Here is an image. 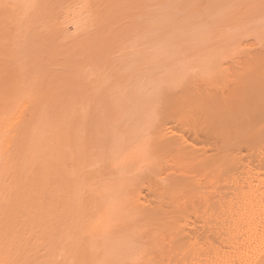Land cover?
<instances>
[{
    "label": "bare ground",
    "instance_id": "bare-ground-1",
    "mask_svg": "<svg viewBox=\"0 0 264 264\" xmlns=\"http://www.w3.org/2000/svg\"><path fill=\"white\" fill-rule=\"evenodd\" d=\"M71 1L66 0L64 3V0H55V2H45V0H0V264H264V39L259 40V38L254 37L247 40V42L242 41V44L246 43L245 46L249 45V48L251 46L252 49L245 51L243 48L244 52L237 56L233 52L232 56H227V51L224 54L221 48L209 49L211 50L210 53L208 48L204 47L208 50V52L205 51L206 54L209 53L208 55L205 56V53L200 55V57H204L197 59L196 64L191 62L192 66H189L191 64L185 66V63H183V65H179L180 67L174 65L172 67L174 60L179 63V58L175 59L172 51L174 50L180 54V50L181 53L188 50L186 53L191 54L197 48V45L199 47L201 41L199 40L197 45L195 43L192 45L186 39L188 41L185 44L187 42L191 44H189L190 47L185 49L187 45H183L184 40L181 39L182 41H180L179 39V45L182 44L184 48L181 45L178 52V48L173 49V45H175L173 43L175 42L166 39L168 43L170 41L172 44L169 43V47L166 48L167 41H165L166 44L162 43V45H164V49H167L164 52H168L170 46H173H171L172 50L170 49L171 59L166 53L167 56L164 60L162 54L165 56V53L162 52V54L160 53L162 57L160 60L163 66L166 65V71L171 70L168 71L169 73L165 72V69L159 70L163 72L161 74H168L164 75V79L158 73L159 71L156 73L159 78L147 74V78L150 76L152 78H149L152 81L150 83L151 87L148 88L147 85L149 84L145 85L144 83L150 81L148 79L145 81V77L142 78V73L139 74L142 77L138 78V75L134 74L136 73L133 69L135 67H132L128 60V67L131 66L134 72L131 68H129V71H132L135 77L128 70L126 71L124 65V68L122 67L120 59V63H117L118 60L113 56L119 50L116 48V51L111 50L114 55L112 52L106 51L113 58L111 55L107 57L103 51L105 58H97L95 51L98 49L91 52L90 46H93L92 43L90 41L86 42L83 37V35H86L85 31L88 27L89 29L90 27L95 28L96 22V28H103V25H106V23H103L106 19L104 16L116 12L115 7L118 0H100L101 3L100 1L97 2L98 0ZM56 2H63L64 4H56ZM68 3L70 5L74 3L73 7L68 5L69 7L67 6L68 8L66 7L65 11L64 6ZM62 6L64 9L61 10ZM105 6H107L106 9ZM41 7L43 11H41ZM38 9H41L40 12ZM63 10L66 15L62 12ZM100 10L104 12L101 13ZM57 12H61L63 15L61 13L57 14ZM253 15L256 16L254 13ZM62 16L63 19L60 20L59 18ZM54 17L57 20L56 24H51L54 21L52 18L55 19ZM92 20L94 21L92 22ZM49 21L50 25L47 23ZM88 21L91 23L89 24ZM238 22L240 23V21ZM58 23L60 27L56 26L59 25ZM45 24H48V27ZM98 24L101 25L98 26ZM243 24L245 25V23ZM42 25L45 30L49 26L51 29L49 28L45 32L42 27L41 30L39 29L43 32L40 35L38 28ZM250 26L254 25L251 24ZM255 26L257 25L255 24ZM34 27L37 29H34ZM239 27H243V25ZM248 28L246 29L248 30ZM255 28L257 27H254L253 30ZM59 29L64 32L67 30L69 36ZM33 30L35 33H33ZM239 30L241 31V29ZM69 31L71 36L78 31L80 37L75 38V36H72V38ZM258 32L260 33V31ZM45 33H50L48 36H52V38H49L47 34L44 36ZM63 34L65 35L64 39L62 38ZM74 35H77V33ZM42 37L46 38L41 40ZM66 37L71 38L69 40ZM242 37L236 38L242 40ZM110 39H105L104 42L107 43L103 42V46L108 44ZM49 40H52V43ZM59 40L62 41L61 44H65L63 42L70 43L73 46L72 49L74 47L83 49L84 46L83 50L75 51L80 56L88 54L86 56L88 62L84 66L89 69H87L88 71L85 69L86 71L83 70L82 74L78 70L79 68H76L77 70L75 67L70 68L68 55L73 53L72 56L75 55V57L72 58L79 60L78 62L81 58L78 54L76 56L75 52H71L70 48V54L67 53L66 58L63 54L65 60L63 57L61 58L64 63L61 59L62 62L59 64L60 60L54 61L59 66L63 64L62 69L65 67L64 64H69H66L67 70L75 69L78 72L75 70L73 72L78 75L75 76L72 71L68 70V77L64 72L65 70H63L64 74H59L57 77L55 73L58 74L60 71L59 69L57 71L58 66L55 67L57 72H54V74V68L53 71L51 70L52 72L49 70L46 58L50 53L49 49L54 46L56 48V43H60ZM23 41L26 43L24 42V44ZM41 41H44L45 44L43 43L39 48L36 45H40ZM141 41L142 39L139 42ZM143 41L142 47L143 44L148 42L151 46L154 41L157 43L156 38L153 40L147 38V41L145 39ZM95 42V45L98 44ZM159 43L161 44V41H158ZM20 44H27V46H20ZM34 45L37 48L35 50ZM140 45L141 43H138L137 48ZM150 45H148L149 48ZM179 45L178 47H180ZM21 47L25 48L21 50ZM190 48L193 49L192 52ZM85 49L87 52L84 51ZM101 49L106 50V47ZM162 49L163 47L159 50L163 51ZM122 50L121 53L127 54ZM28 52L31 55L34 53V56L32 55L34 59ZM45 52H48V54ZM146 52L154 53L153 51ZM143 53L139 56L141 58L145 56L149 60L144 58L143 66H140V68L152 69L155 65H157L154 68L155 71L161 68L160 60L155 62L156 59L148 58L153 57L154 54L150 56L149 53L147 57ZM120 56L122 55L120 54ZM139 56L137 58H140ZM26 57H28L27 62L30 65L26 62ZM41 58L42 60H40ZM43 58H45V61H43ZM92 59L95 60L96 65L99 63L98 67L92 63ZM168 59L169 61H167ZM103 60L104 62H102ZM122 60L125 61L124 58ZM144 60L146 63H144ZM150 60L151 62L148 64ZM54 61L52 65L56 64ZM84 61L86 62V60ZM84 61L83 63H85ZM41 62L46 64L42 65ZM169 64L171 67L168 66V68L167 65ZM40 65L45 69H40ZM88 65H90V68ZM91 66L95 70L92 71L93 74L96 72L95 75H92L90 71ZM35 67L37 69L39 67V69L36 70ZM102 67H104L107 77L113 75L110 76L109 81L108 78H104L105 73L104 76H99L98 68L102 71ZM116 67L118 68L115 69ZM136 67L139 70L138 65ZM31 68L34 71L36 70L38 74L41 71L40 74L36 76L37 73L34 74ZM119 68L125 69H122L124 72H120ZM108 69L110 72L107 73ZM179 71L183 73L179 75ZM97 72L99 73L98 76ZM118 72L120 73L118 74ZM41 73L44 76L48 74L47 80L51 82L50 86L52 88L48 85L49 82L46 77L44 79ZM144 73L146 74V72ZM122 74L125 77H119ZM172 74H178L179 76L177 75L178 77L176 76L173 79ZM49 75H51V78ZM34 76H36L35 80ZM59 76L62 77L59 78ZM127 76L129 83L126 84L124 79H127ZM37 77L39 78L37 79ZM130 77L133 78L132 81ZM136 77L137 79H135ZM170 77L173 80L168 81V79H171ZM87 78L90 80H88L89 83L86 81ZM121 78H123L122 81ZM161 78L163 82L160 83ZM104 80H107V82H103ZM117 80L127 85L126 87L123 84L120 86L125 87V89H122L123 92H121L120 87L114 88L118 85H115V83L120 85ZM138 80L141 84L143 83L144 87L134 86L133 83H130V81L135 82ZM158 80L160 81L158 82ZM35 82L41 85L39 86ZM65 82L67 85H64ZM95 82L98 83L96 84L97 88L94 87ZM100 82L108 84L102 87ZM110 82L113 86L112 89H110L112 87ZM45 84L46 87H43ZM92 87H94V90ZM101 87L102 91L99 90L100 93L97 89ZM130 87L135 90L133 93L136 92L137 94L134 93V95H145V99L148 97L147 102L142 99L144 105L140 101L142 107L135 105L131 108L128 106L130 100L136 99V96H132L133 93ZM46 88L49 89H47L48 92ZM116 88L118 95L115 94L114 89ZM143 88L145 91L142 90ZM118 89L122 95L118 92ZM128 89L131 92L128 93ZM70 91L75 93L71 94ZM42 92L45 94L47 92V94L43 95ZM64 92H66V96L69 94L68 96L71 97H66ZM76 92H80L83 99ZM98 92L102 94H99L100 97L97 96ZM49 93L50 98L52 97L51 100H48ZM125 93H128L132 98L129 97L127 100L123 98L128 96H123ZM107 94L112 97L115 95V97H119L120 95V99L122 97L125 101L126 108L129 107V112L119 103V99L110 101L107 98L104 101ZM95 95L98 99H95L96 102L93 103ZM72 96L75 98H72ZM101 96L105 97L101 98ZM58 99L59 102H57ZM66 100L69 105L71 100L73 105L65 106V109L62 106L66 105ZM117 100L118 102H116ZM112 103L115 107L121 105L120 110L122 108V111L125 110V112L117 111V107H113ZM111 106L116 112L111 109L115 114L108 113L111 114L110 119V116L107 113L105 115L102 109ZM137 107L139 108L138 113H136L137 111L134 112ZM91 108L94 110L90 115ZM98 111L102 113H98ZM58 112L62 113V116ZM118 112L120 115L117 114ZM140 112L146 118H150L147 126L145 123L147 119L145 120V118L139 116ZM100 114L101 116L104 114L105 118L104 116L101 117ZM136 114H138V117L135 116ZM121 115L125 116V124L129 123L128 128L119 117ZM81 116H84V119L82 125L79 126L76 122H81ZM89 116H94L92 118L94 119L93 122L98 119L96 126L102 125V123H99L100 120L107 121L106 124L113 120L114 122H109L110 125L113 124L112 128H108L111 132L108 129L105 131H108V134L113 132L110 134L111 136H123L120 137L124 141L126 140V146L130 148L126 150L127 147L125 146V151L120 150L122 148V146L119 148L122 144L120 142L123 140L119 137L120 142H117V144L120 145H117V151L114 150L116 144L109 142L112 137L100 134L103 132L101 129L100 133L99 129L93 130L94 125L90 131L93 134L90 132L89 134L90 121L85 122L86 118H90ZM106 116L109 117V121L105 120L108 118ZM126 117L129 120L131 119V122L126 120ZM140 117L143 119L142 121ZM118 118L121 122L117 123H122L121 127L125 125L124 128L129 129H126L127 133L131 131V134H127L128 137L123 132L119 133L118 129L114 131L119 127V124L115 123ZM132 118L134 121L135 119H137L136 121L140 119V121L133 124ZM138 123L139 126L141 125L140 127ZM86 125L89 127L87 128ZM81 126L83 130L77 128H82ZM107 126L109 125L107 124ZM137 126L142 128L139 132L134 130L137 129ZM75 128L79 129L80 132ZM130 128L136 133L133 134ZM102 135L106 138L107 143H112V146L106 143L104 137H100ZM79 136H84V138L81 139ZM96 136L102 138V141ZM107 136H110V138ZM133 136L136 138L133 139ZM115 139L118 140L116 137ZM78 140L81 142H78ZM127 141L129 144H127ZM104 142L110 146V149L107 148V145L106 148L104 147ZM98 145H102L101 148ZM99 149L102 150V153H99ZM118 149L119 155L123 152L122 158H119L121 156L118 155ZM128 158L130 161L133 158L136 160L132 161L131 164L129 161L125 163L126 159L129 160ZM127 163L129 165L126 167ZM124 167L126 168L124 169ZM120 168H122V171L119 170Z\"/></svg>",
    "mask_w": 264,
    "mask_h": 264
},
{
    "label": "rangeland",
    "instance_id": "rangeland-1",
    "mask_svg": "<svg viewBox=\"0 0 264 264\" xmlns=\"http://www.w3.org/2000/svg\"><path fill=\"white\" fill-rule=\"evenodd\" d=\"M41 1V0H40ZM50 2V1H54L55 2V0H45V2ZM56 1H60V0H56ZM61 1H63V0H61ZM65 1L66 0H64V3H65ZM71 1V0H70ZM76 1V0H75ZM95 1H97V0H95ZM100 0H98L97 2H99ZM106 1V0H105ZM116 1V0H115ZM53 2V3H54ZM72 2V1H71ZM74 2V1H73ZM110 2V1H109ZM113 2V1H112ZM111 2V3H112ZM41 3V2H40ZM52 3V2H51ZM59 3H63V2H59ZM59 3H57L56 2V4H59ZM63 3V4H64ZM100 3H101V1H100ZM116 3V2H115ZM115 3H113V4H115ZM42 4V3H41ZM55 4V3H54ZM62 4V5H63ZM73 4L74 3H72L71 5H72V7H73ZM95 4H96V2H95ZM99 4V3H98ZM104 4V3H103ZM107 4V3H106ZM43 5V4H42ZM46 5V4H45ZM51 5H53V4H51ZM71 6L70 5V3H68L66 6H64V8H65V11H66V7L67 6ZM40 6V5H39ZM49 6H50V4H49ZM54 6H56V5H54ZM68 6V7H69ZM96 6V5H95ZM100 6V5H99ZM98 6V7H99ZM109 6H110V4H109ZM67 7V8H68ZM103 7V6H102ZM52 8V7H51ZM63 8V6L60 8L61 10L62 9H64ZM107 8V6H105V9ZM112 8H114V7H112ZM116 12H114V14H112V13H109L108 15H106V16H104L106 19H105V21L103 22V23H106V25H103L104 27L103 28H96V24H97V22L95 23V28L94 29H92L91 27H90V29H89V27H88V29H86L87 31H85V36L83 35L84 33H83V29L85 30V28H83L82 29V33L83 34H81V35H83V37H84V39H86V42H91L92 43V45L93 46H90V45H88V43H87V45L88 46H90V49L92 50H89V51H91V52H93V51H95L96 49H98L99 50V48H100V50L98 51V50H96L95 52H96V56H97V58H100L101 57V59L102 58H105V55L108 57V55L110 56L111 54H108L107 52H112L113 50H115V48L117 49V50H119L120 51V54L122 55V56H120V54H119V51L117 52L116 50V52H115V54L116 55H114L113 54V52H112V54L114 55L113 57L115 58L116 57V59L118 60L117 61V63L119 62V59H120V61L122 62V67H123V65H124V67H125V69H126V71L128 70L129 71V68H131V66L130 67H128V65H129V63H130V65H132V67H135V68H133V69H135V71H136V73H134V74H136V76L138 75V78L141 76H139V74H143L141 77L142 78H144L145 77V81L148 79L149 80V78H151V76L153 75L154 77H156V78H159V76H158V74H156L159 70L160 71H162V70H164L165 69V72H167V73H169L170 72V70L171 69H167L168 71H166V65H164L163 66V63L161 62V60H160V58H162L163 57V59L165 60V57L167 56V54H168V57H170L172 54H171V51H170V49L172 50V48H171V46H170V48H169V53L168 52H164V50H167V49H164L165 47L166 48H168L169 47V43L170 44H172L170 41H169V43H168V41L166 40V39H170L172 42H175V43H173V44H175V45H173L174 47H176V48H174L173 46V49H177L178 48V52H179V48H181V45L182 44H180L179 45V43H178V41H179V39H180V41H182V40H184V42H183V45H187V46H185L186 48L185 49H187L188 47H190V45L189 44H191L192 43V45L195 43L196 45L198 44V41L200 40L201 42H199V47H198V45L196 46L197 48L196 49H194V51H193V53H191L192 52V48H190L191 49V54H188V53H186V52H188V50H186V52L185 51H183L182 53H181V50H180V54L179 53H177L176 51H172V53L176 56H173L175 59H177V58H179V63H176L175 62V60H174V62L172 63V67H173V65L174 66H179L180 64H182L183 65V63H185L184 65L186 66L187 64H191V65H189V66H192V63L191 62H193L194 64H196L197 63V59L199 60V58H201V57H204V56H201L200 57V55H203L204 53H205V51L206 52H208V50L209 49H219V48H221V49H223V53L224 52H226L227 51V53L228 54H226V53H224V54H226L227 56L229 55V56H232V54L233 53H236V56L237 55H241L244 51V49H245V51H248V49L249 50H251L252 48H251V46H250V48H249V45L248 46H245L246 45V43L245 44H242L243 42H247V40H249V39H251V38H254V37H256V39H258L259 38V40L262 38V39H264L263 37H264V0H118V3H117V5H116ZM41 9H42V7H41ZM40 9V10H41ZM46 9V8H45ZM97 9V8H96ZM39 10V9H38ZM40 10H39V12H40ZM58 10V9H57ZM56 10V11H57ZM99 10V9H98ZM104 10V9H103ZM41 11H43V9L41 10ZM45 11V10H44ZM47 11H49L48 9H47ZM52 11V10H51ZM53 11H55V10H53ZM63 13H64V10L62 11ZM100 12H101V10H100ZM104 11H102L101 13H103ZM263 12V13H262ZM61 13V12H60ZM59 12H57V14H60ZM63 13H61L62 15H63ZM244 13V14H243ZM253 13L254 14H256V16L254 17V15H253ZM262 13V14H261ZM37 14V13H36ZM38 14H41V13H38ZM57 14H56V16H57ZM106 14V13H105ZM52 15V13L50 14V16ZM64 15H66L65 13H64ZM102 15V14H101ZM240 15H241V17H240ZM253 15V16H252ZM263 15V16H262ZM42 16V15H41ZM55 16V15H54ZM58 16H61V15H58ZM103 16V15H102ZM238 16V17H237ZM249 16H251V17H249ZM44 17V16H43ZM43 17H41V18H43ZM55 18V17H54ZM61 18L63 19V16L62 17H60L59 19L61 20ZM51 19V18H50ZM57 19H58V17H57ZM91 19H93V18H91ZM91 19H89L90 21H91ZM102 19H103V17H102ZM260 19V20H259ZM52 20H54V21H52L51 22V24L52 23H55L56 24V18L55 19H53L52 18ZM51 21V20H50ZM50 21L49 22H47V23H49V25H50ZM94 20H92V22H93ZM235 21V23H233ZM238 21H240V23L238 22ZM263 21V22H262ZM100 22H102V21H100ZM249 22V23H248ZM251 22V23H250ZM258 22V23H257ZM88 23H89V21H88ZM91 23V22H90ZM89 23V24H90ZM99 23V22H98ZM231 23H232V25H231ZM237 23V24H236ZM243 23H245V25H246V27H244L245 25L243 24ZM254 23V24H253ZM59 24V23H58ZM88 24V25H89ZM94 24V23H93ZM239 24V25H238ZM243 25V27H239V26H242ZM249 24V25H248ZM254 25V26H250V25ZM255 24L257 25V26H255ZM46 25V24H45ZM48 25V24H47ZM46 25V26H47ZM99 25H101V24H98V26ZM230 25V26H229ZM259 25L261 26L260 28H259ZM55 26V25H54ZM53 26V27H54ZM57 27L59 26L60 27V24L59 25H56ZM55 26V27H56ZM91 26H92V24H91ZM97 26V27H98ZM224 26V27H223ZM36 27V26H35ZM34 27V29H37V28H35ZM39 27V26H38ZM42 27H43V25L42 26H40V28H38V30L40 29H42ZM48 27V26H47ZM93 27V26H92ZM214 27H216V28H214ZM234 27V28H233ZM248 27H250V28H248ZM251 27H257V28H255L254 30H253V28H251ZM49 28H50V26H49ZM48 28V29H49ZM214 28V29H213ZM236 28H237V31H236ZM246 28H248V30L246 29ZM263 28V29H262ZM32 29V28H31ZM48 29H46V30H48ZM51 29V28H50ZM62 29H65V28H62ZM62 29L60 30V31H62ZM239 29H241V31L239 30ZM260 29V30H259ZM39 30V31H40ZM43 31L45 30L44 29V27H43V29H42ZM46 30H45V32H46ZM58 30V31H59ZM225 30V31H224ZM229 30V31H228ZM243 30V31H242ZM245 30H247V31H245ZM57 31V32H58ZM67 30H65V32H66ZM73 31V30H72ZM78 31H80V30H78ZM78 31H76V33H77V35H74V34H76V33H72L73 35L72 36H75V38L79 35V33H78ZM212 31V32H211ZM228 31V32H227ZM231 31H233V32H231ZM235 31H236V34H235ZM249 31V32H248ZM258 31H260V33L258 32ZM41 32L42 31H40V35H41ZM64 31H62V33H63ZM64 32V34L66 35L67 34V32L65 33ZM74 32V31H73ZM81 32V31H80ZM240 34H239V33ZM244 32H247V33H244ZM254 32H255V34H254ZM257 32V33H256ZM262 32V33H261ZM33 33H35L34 32V30H33ZM38 33V32H37ZM43 33V32H42ZM59 33V32H58ZM232 33V34H231ZM31 34H32V30H31ZM46 34L47 33H45L44 34V36H46ZM49 35H50V33H48ZM48 34H47V36H48ZM53 34V33H52ZM51 34V35H52ZM60 34H61V32H60ZM62 35V38L64 37L65 38V35ZM69 34H70V31H69ZM245 36H244V35ZM259 34V35H258ZM262 34H263V37H262ZM36 35V34H35ZM39 35V34H38ZM43 35V34H42ZM55 35V34H54ZM53 35V36H54ZM56 35H57V33H56ZM68 35V34H67ZM243 37H242V36ZM248 35V36H247ZM33 37H34V34L32 35ZM58 36V35H57ZM61 36V35H60ZM59 36V37H60ZM69 36V35H68ZM70 36H71V34H70ZM71 36V37H72ZM165 36V37H164ZM176 36V37H175ZM177 36H179V37H177ZM206 36H207V38H206ZM250 36V37H249ZM259 36H261V37H259ZM37 37V36H36ZM39 37V36H38ZM49 37V36H48ZM47 37V38H48ZM71 37H69V38H71ZM78 37H80V36H78ZM111 39H110V38ZM148 39H150V40H153V39H155L156 38V42L157 43H155V41L153 42L154 44V47H153V45L151 46L150 44H149V42L148 43H146V44H148V45H150L152 48H154V49H152L151 47L149 48V46L148 45H146V44H143V47H142V43L144 42L143 41V39H145V41H147V38ZM160 37V38H159ZM213 37V38H212ZM236 37H239V38H241L242 37V40H238V38H236ZM245 37V38H244ZM249 37V38H248ZM31 38V37H30ZM39 38H41V37H39ZM43 38L45 39L46 37H42V39L41 40H43ZM49 38H52V36H50ZM63 38V39H64ZM68 37H66V39H69ZM73 38V37H72ZM203 38H204V40H203ZM217 38V39H216ZM244 38V39H243ZM247 38V39H246ZM36 39H38V38H36ZM54 39V38H53ZM65 39V41H67ZM79 39V38H78ZM105 39H110V40H108V41H110V42H108V44H104V46H103V42L104 41H106ZM142 39V41L141 42H139L140 40ZM158 39V40H157ZM160 39V40H159ZM174 39H175V41H174ZM182 39V40H181ZM186 39H188V40H186ZM47 40V39H46ZM56 40V39H55ZM70 40V39H69ZM68 40V41H69ZM77 40V39H76ZM80 40V39H79ZM79 40H78V42H79ZM97 40V42H95V41ZM164 40V41H163ZM194 40H197V41H194ZM211 40V41H210ZM224 40H225V42H224ZM236 40V41H235ZM29 41V40H28ZM50 41V40H49ZM52 41V40H51ZM50 41V42H51ZM60 41V40H59ZM64 41V40H63ZM73 41H74V39H73ZM102 41V43H100ZM149 41V40H148ZM158 41L160 42L161 41V44L159 43L158 44ZM165 41H167L166 43H167V46L165 45L166 43H165ZM186 41H188V42H191V43H186L185 44V42ZM203 41V42H202ZM206 41V42H205ZM220 41V42H219ZM224 42L223 44H221L222 42ZM227 41V42H226ZM243 41V42H242ZM25 41H23V43H24ZM31 43H32V41H30ZM39 42H40V40H39ZM61 42L62 41H60V43L58 44V43H56L55 45H56V48H55V46L54 47H52V48H50L49 49V51H50V53L48 54V52H45V53H47L48 54V56H47V58H46V62H48L47 63V65H49V70L51 71H53L54 69H55V67H57L58 66V68H57V71H58V69L60 70L59 72H58V74L57 73H55L56 75H57V77H58V75L59 74H64V72H66L65 74L69 77V71H72V73H74L73 72V70H75L76 68H79L78 70H80V72L82 73V71L83 70H87L88 68L87 67H84L85 65H87V62H88V60L86 59V56L88 55H79L78 54V52H76L75 50H78V51H81L80 49H82V48H80V49H77V47H74V49H72L73 48V46H71L70 45V43H67L66 44V42H63V43H65V44H61ZM70 42V41H69ZM74 42H76V41H74ZM77 42V43H78ZM94 42L95 43H98V44H94ZM151 42V41H150ZM211 42H213V43H211ZM219 42V43H218ZM231 42H232V44H231ZM241 42V43H240ZM26 43V42H25ZM24 43V44H25ZM30 43V44H31ZM34 43H36V42H34ZM44 43V41L42 42L41 41V43H40V45H36V46H41L42 44ZM49 43V42H48ZM52 43V42H51ZM80 43H82V42H80ZM90 43V44H91ZM104 43H107V42H104ZM140 44L141 43V45L138 47L139 48V50H138V48H137V44ZM162 43L165 45V47H164V45H162ZM180 43H182V42H180ZM209 43V44H208ZM214 43H216V44H214ZM239 43V44H238ZM22 45V44H20V46L22 45V46H27V44H28V42H27V44L26 45ZM39 44V43H38ZM45 44V43H44ZM72 44H74V43H72ZM110 44V46H108L107 47V45H109ZM152 44V43H151ZM155 44H157V45H159V46H157V48H156V46H155ZM177 44V45H176ZM206 44V45H205ZM207 44H208V46H207ZM221 44V45H220ZM29 45V44H28ZM31 45H33V43L31 44ZM31 45H29V46H31ZM54 45V44H53ZM78 45V44H77ZM76 45V46H77ZM82 46H83V44H81ZM86 45V46H87ZM100 45H101V47H100ZM145 45V46H144ZM160 45H162L161 47H160ZM178 45L180 46V47H178ZM182 45V46H183ZM213 45V46H212ZM220 45V46H219ZM232 45V46H231ZM35 46V45H34ZM34 46H33V48H34ZM36 46H35V48H34V50L35 49H37L36 48ZM44 46V45H43ZM50 46V45H49ZM75 46V45H74ZM80 46V45H79ZM87 46V47H88ZM97 46H99V48H97ZM148 46V47H147ZM195 46H193V48H195ZM225 46V47H224ZM244 46V47H243ZM46 48L48 47L47 45L45 46ZM72 47V48H71ZM105 48L106 47V50H102L101 48ZM114 47V48H113ZM160 47V48H159ZM163 47V51H160L159 49H161ZM204 47H206V48H208V50H206ZM211 47V48H210ZM224 47V48H223ZM247 49H246V48ZM23 48H25V47H23ZM22 47H21V50L23 49ZM29 48V47H28ZM27 48V49H28ZM40 48V47H39ZM69 48H70V50H71V52H75L76 53V56H77V54H78V56H80L81 58H79L80 59V62H78L79 60H76V59H73L72 57L74 56L75 57V55H73L72 56V54L71 55H68L67 53H69L70 52V50H69ZM113 48V49H112ZM121 48V49H120ZM149 48V49H148ZM183 48H184V46H183ZM182 48V49H183ZM244 48V49H243ZM29 49H31V48H29ZM28 49V50H29ZM43 49V48H42ZM83 49H84V46H83ZM82 49V50H83ZM123 49V50H122ZM200 51H199V50ZM202 49V50H201ZM213 49V50H214ZM225 49V50H224ZM26 50V49H25ZM32 50V49H31ZM30 50V51H31ZM48 50V49H47ZM55 52H57V53H55ZM88 50V49H87ZM108 50V51H107ZM112 50V51H111ZM121 50L122 51H124V52H127V54L126 53H121ZM153 51L154 53V56H153V54L152 53H147L146 51ZM158 50V51H157ZM184 50V49H183ZM198 50V51H197ZM211 50H209V52L211 51ZM235 50V51H234ZM19 51H20V49H19ZM24 51V50H23ZM22 51V52H23ZM29 51V52H30ZM84 51H86V49L84 50ZM102 51H103V53L105 54H103L102 53ZM105 51V52H104ZM107 51V52H106ZM141 52V51H143L146 55H147V57L150 55L151 56V54H152V56L153 57H148V58H151L152 60H154V59H156V60H154L155 62L157 61V60H160V63H161V68H157L158 70L157 71H155L154 70V68L157 66V65H155L154 66V68H152V67H150V68H152V69H144L143 67L142 68H140V66H143V59L144 58H146L145 56H142V57H144V58H141L140 56V54H142L143 52H141V53H139V52ZM157 51V52H156ZM196 51V53H194ZM204 51V52H203ZM222 51V50H221ZM231 51V52H230ZM26 52V51H25ZM24 52V53H25ZM28 52V53H29ZM34 52V51H33ZM38 52H39V50H38ZM87 52V51H86ZM133 52V53H132ZM156 52V53H155ZM159 52V53H158ZM162 52L163 53H165V56H163L164 54H162ZM198 52H199V54H198ZM203 52V53H202ZM233 52V53H232ZM44 53V52H43ZM80 54H83V53H81V52H79ZM107 53V54H106ZM137 54V56H136V54ZM143 53V55H145ZM162 54V57H161V54ZM167 53V54H166ZM186 53V54H185ZM211 53V52H210ZM231 53V54H230ZM26 54H27V52H26ZM30 54V53H29ZM38 54V53H37ZM63 54H64V56H65V58H66V55H68L69 57L67 58L68 59V61H70L69 62V64H67V65H69L70 66V68L72 69V67H75V69H73V70H70V69H68L67 70V65L66 64H64V66L65 67H63L64 69H62V66H63V64H62V66H59V65H57V63L54 61V60H60L62 57H63V59H64V56H63ZM70 54V53H69ZM91 54V53H90ZM131 54H133L132 56H131ZM135 54V55H134ZM149 54V55H148ZM156 54H158V55H156ZM171 54V55H170ZM194 54H195V56H194ZM196 54H197V56H196ZM209 54V53H208ZM208 54H204L205 56L206 55H208ZM31 55V54H30ZM33 56H34V53L32 54ZM32 55H31V57H32ZM42 55V54H41ZM44 55V54H43ZM140 55V56H139ZM183 55H184V57H183ZM46 56V55H45ZM90 56V55H89ZM117 56H118V58H117ZM140 57L141 58V60H139L140 58H137V57ZM234 56V55H233ZM37 57H38V55H37ZM37 57H35L36 59H37ZM41 57V56H40ZM39 57V58H40ZM111 57H112V55H111ZM112 57V58H113ZM235 57V56H234ZM27 58L28 57H26V62H27ZM33 59H34V57H32ZM45 58H43L44 60L43 61H45ZM77 58V57H76ZM84 58V59H83ZM89 58H91V57H89ZM94 58V57H93ZM125 59V61H123L122 59ZM208 58H209V56H208ZM147 59V58H146ZM162 59V61H164ZM170 59H171V57H170ZM182 59V60H181ZM30 60V59H29ZM40 60H42V58L40 59ZM39 60V61H40ZM62 60V59H61ZM59 61L58 62V64L59 63H61L62 61ZM65 60V59H64ZM84 60H86V62L84 61ZM100 60V59H99ZM106 60L108 61V59L106 58ZM110 60H112V59H110ZM129 61V63H128V61ZM147 60H149V59H147ZM31 61V60H30ZM29 61V62H30ZM53 61L56 63H54L55 65H52V63H53ZM83 61L85 62V63H83ZM92 61V63L93 64H95V60L93 61V59L91 60ZM153 61V62H154ZM167 61H169V59L167 60ZM182 61V62H181ZM32 62V61H31ZM30 62V63H31ZM35 62V61H34ZM97 62H98V60H97ZM102 62H104V60L102 61ZM106 62V61H105ZM151 62V60L148 62V64ZM152 62V63H153ZM171 62V61H170ZM181 62V63H180ZM28 63V62H27ZM33 63V62H32ZM62 63H64V61L62 62ZM109 63V62H108ZM116 63V64H117ZM120 63V62H119ZM133 63V64H132ZM144 63H146L145 62V60H144ZM159 63V62H158ZM157 63V64H158ZM41 64H42V62H41ZM43 64H46V63H43ZM42 64V65H43ZM88 64H90V63H88ZM99 64V63H98ZM98 64L96 65L97 67H98ZM113 64H115V63H113ZM165 64V63H164ZM166 64H167V62H166ZM171 64V63H170ZM170 64L169 65H167V67L168 66H170ZM193 64V65H194ZM28 65H30L29 63H28ZM42 65H40L39 67H40V69L42 68V69H45V68H43V66ZM92 65V64H91ZM102 65V64H101ZM100 65V66H101ZM105 65V64H104ZM106 65H107V63H106ZM110 65H111V62H110ZM119 65V64H118ZM136 65H138V67H139V70H138V68L136 67ZM42 66V67H41ZM68 66V67H69ZM90 65H88V67H89ZM113 66V65H112ZM148 66V65H147ZM146 66V67H147ZM162 66H163V68H162ZM32 68H33V66H31ZM39 67H38V69H39ZM84 67V68H83ZM107 67V66H106ZM106 67H105V71H106ZM123 67V68H124ZM149 67V66H148ZM165 67V68H164ZM171 67V66H170ZM180 67V66H179ZM31 68V70H33ZM36 68V67H35ZM47 68V67H46ZM52 68V69H51ZM54 68V69H53ZM90 68V67H89ZM91 68H92V66H91ZM109 68V67H108ZM118 67H116L115 69H117ZM122 68V69H123ZM169 68V67H168ZM37 68H36V70H38ZM97 69V68H96ZM102 71H100L101 69H99L98 68V72H100V75H99V73L97 74V76L99 75V76H101V75H103L105 72H104V67H102ZM110 69V68H109ZM109 69H108V71H107V73L108 72H110L109 71ZM120 69V68H119ZM119 69H118V71H119ZM120 69V72L121 71H123V70H125V69ZM132 69V68H131ZM132 69V71L134 72V70ZM176 69H178L177 67H176ZM175 68H174V70H176ZM34 71L33 70V73L34 74H36L37 73V71ZM63 70H65L64 72H63ZM77 70V69H76ZM75 70V71H76ZM85 70V71H86ZM89 70V69H88ZM87 70V71H88ZM111 70H112V68H111ZM173 69H172V71H174ZM51 71V72H52ZM56 71V69H55V71H53V74H54V72H57ZM91 72L92 71H95L94 70V68H92L91 70H90ZM89 71V72H90ZM97 71V70H96ZM114 71V70H113ZM132 71H129V72H131L132 73ZM155 71V72H154ZM158 72V73H160V76L163 78L164 77V75L166 74L165 72V74H161V73H163V72ZM177 71V70H176ZM36 72V73H35ZM39 72V71H38ZM41 72V71H40ZM40 72H39V74H40ZM42 72H43V70H42ZM45 72H46V70H45ZM68 72V73H67ZM76 72H78V71H76ZM79 72V73H80ZM103 72V73H102ZM116 72H117V70H116ZM120 72H118V74L120 73ZM124 72V71H123ZM144 72H146V74L144 73ZM151 72H153V74H151ZM180 72V71H179ZM178 72V74L179 75H181L183 72H180L179 73ZM30 73V72H29ZM44 73V72H43ZM47 73V72H46ZM86 73V72H85ZM95 73L96 72H94V74H93V72H92V75H95ZM115 73V72H114ZM114 73H110V74H114ZM175 73H177V72H175ZM175 73H173V74H175ZM31 74H32V72H31ZM38 73L36 74V76L37 75H39ZM42 74V73H41ZM51 74V73H50ZM83 74V73H82ZM117 74V73H116ZM125 74H126V72H125ZM128 74H130V73H128ZM133 74V73H132ZM134 74H133V76H134ZM147 74H150L149 76V78H147L148 76H147ZM156 74V75H155ZM171 74V73H170ZM172 74V76H174L173 77V79L174 78H176V76L178 75V74H176V75H173ZM33 75V74H32ZM43 76H44V74H42ZM48 75V74H47ZM47 75L46 76H44V79H45V77H46V80H47ZM73 75H75V76H77L78 74H73ZM88 75V74H87ZM90 75V74H89ZM105 75H106V73H105ZM166 75H168V74H166ZM178 75V76H179ZM36 76H34V80L36 79L35 77ZM53 76V75H52ZM71 76V75H70ZM74 76V77H75ZM81 76V75H80ZM104 76V75H103ZM108 75H106V76H104V78L106 77V78H108L107 80L109 81V79H111V77L113 76H109V77H107ZM133 76H131V77H133ZM170 76V75H169ZM177 76V77H178ZM49 77L51 78V75H49ZM56 77V76H55ZM60 77H62V76H59V78ZM64 78H65V76H63ZM73 77V76H72ZM71 77V78H72ZM87 77V76H86ZM90 77H91V75H90ZM93 77V76H92ZM96 77V76H95ZM119 77H125V75H123L122 74V76H119ZM130 77V78H131ZM135 77V76H134ZM39 77H37V79H38ZM43 78V77H42ZM50 78H49V80H50ZM99 78V77H98ZM102 78V77H101ZM100 78V79H101ZM161 78V79H162ZM171 79H168V81H170V80H173L172 79V77H170ZM62 79V78H61ZM67 79V78H66ZM79 79V78H78ZM94 79V78H93ZM96 79H97V77H96ZM122 79L123 78H121V81H122ZM132 79L133 78H131V81H132ZM135 79H137V77L135 78ZM141 79V78H140ZM152 79V78H151ZM160 79V80H161ZM164 79V78H163ZM163 79H162V81H160V80H158V82L160 81V83L161 82H163ZM55 80H56V78H55ZM60 80V79H59ZM71 80V79H70ZM69 80V81H70ZM76 80V79H75ZM89 79L87 78V80L86 81H88ZM101 80H103V79H101ZM107 80L105 81H103V82H107ZM113 80H114V78H113ZM112 80V81H113ZM116 80V79H115ZM124 80H126V84L127 83H129L128 81H129V79H128V76H127V79H124ZM128 80V81H127ZM153 80H155V79H153ZM39 81H40V79H39ZM41 81H44V80H41ZM48 81V80H47ZM61 81V80H60ZM59 81V82H60ZM72 81V80H71ZM77 81V80H76ZM83 81V80H82ZM90 81V80H89ZM89 81L87 82V83H89ZM100 81V80H99ZM99 81H97L98 83H99ZM121 81H119V80H117V82H120V85H119V83H115V85L116 84H118V85H116V86H114V88L115 87H120V86H122V84H123V86H127L126 84H124V82L122 83ZM130 81V83H133V85L134 86H138V87H144V85H142L141 84V82H139L140 80H138V81H135V82H131ZM141 81H142V79H141ZM150 81V80H149ZM152 81V80H151ZM151 81L150 82H145L144 84L145 85H147V84H149V85H147V86H149L148 88H150L151 86H150V83H151ZM38 82V81H37ZM37 82H35V83H37ZM49 82V86H50V81H48ZM97 82H95V86L93 85V84H91V85H93L94 87H96V84H98ZM154 82V81H153ZM43 83V82H42ZM57 83V82H56ZM75 83H77V82H75ZM75 83H73L74 85H75ZM85 83V82H84ZM91 83V82H90ZM101 83V82H100ZM39 83H37V85H38ZM55 84V83H54ZM59 84V83H58ZM86 84V83H85ZM84 84V85H85ZM102 84V83H101ZM106 83H103L101 86L103 87V85H105ZM108 84V83H107ZM106 84V85H107ZM110 84H111V82H110ZM153 84V83H152ZM155 84V83H154ZM41 84H39V86H40ZM43 85H44V83H43ZM42 85V86H43ZM61 85V84H60ZM64 85H67L66 84V82L64 83ZM70 85V84H69ZM71 85H72V83H71ZM63 86V85H62ZM79 86V85H78ZM98 86H100V85H98ZM111 86H112V84H111ZM128 86H129V84H128ZM43 87H46V84H45V86H43ZM51 87V86H50ZM56 87V86H55ZM60 89H61V87L60 86H58ZM65 87V86H64ZM64 87H62V88H64ZM69 87V86H68ZM72 87V86H71ZM83 87V86H82ZM87 87V86H86ZM91 87V86H90ZM94 87H92L93 88V90H94ZM102 87L101 88H99V89H97L98 91L99 90H101L102 89ZM108 87H109V85H108ZM108 87H106L107 89H109ZM125 87L124 88H122V87H120V90H121V92H123V90L122 89H125ZM133 87V86H132ZM49 88V87H48ZM48 88H46V90L48 89ZM52 88V87H51ZM65 88H67V87H65ZM64 88V89H65ZM97 88V87H96ZM105 88V87H104ZM103 88V89H104ZM113 88V86L110 88V89H112ZM131 88V87H130ZM136 88V87H135ZM147 88V87H146ZM82 89V88H81ZM91 89V88H90ZM107 89H105L106 91H107ZM49 90V89H48ZM48 90H47V92H48ZM51 90V89H50ZM68 90V89H67ZM83 90V89H82ZM86 90V89H85ZM96 89H95V91H97ZM116 92H115V94L117 93V88L116 89H114ZM120 90L118 89V92L120 93ZM137 90V89H136ZM140 90V89H139ZM142 90H144L145 91V89L143 88ZM141 90V91H142ZM148 90V89H147ZM41 91H42V89H41ZM44 91V90H43ZM55 91V90H54ZM62 91H64V90H62ZM61 91V92H62ZM77 91V90H76ZM78 91H79V89H78ZM88 91V90H87ZM102 91V90H101ZM113 91V90H112ZM125 91V90H124ZM127 91V90H126ZM131 91H132V93H133V91H135L133 88H131ZM130 91V89H128V93L129 92H131ZM141 91H140V93H141ZM47 92H46V94H47ZM52 92V91H51ZM71 92V91H70ZM74 92V91H73ZM73 92H71V94L73 93ZM81 92V91H80ZM80 92L78 93V92H76V93H78L79 95H80ZM83 92V91H82ZM81 92V93H82ZM100 92V91H99ZM97 93L98 95L97 96H99V94L101 93ZM148 92V91H147ZM42 93H44V92H42ZM53 93V92H52ZM51 93V94H52ZM59 93V92H58ZM63 93V92H62ZM66 92H64V94H65ZM75 93V92H74ZM85 93V92H84ZM86 93H88V92H86ZM108 93V92H107ZM111 93V92H110ZM128 93L126 94L125 93V95H123V96H126V95H128ZM135 94H136V92H134ZM134 93L132 94V96L134 95ZM142 93H143V91H142ZM45 93L43 94V95H46ZM96 94V93H95ZM113 94V93H112ZM121 95H122V93H120ZM124 94V93H123ZM131 94V93H130ZM148 94V93H147ZM57 95V94H56ZM61 95V94H60ZM63 95V94H62ZM61 95V96H62ZM69 95V94H68ZM67 95V96H68ZM76 95V94H75ZM79 95H78V97H79ZM83 95V94H82ZM85 95V94H84ZM100 95H102V94H100ZM103 95H105V94H103ZM116 95H118V93L116 94ZM115 95V96H116ZM137 95V94H136ZM136 95H134V97L136 96ZM142 95V94H141ZM141 95H139V96H136V99H132V100H130L132 97L131 96H126V97H123V98H126V100L130 97V104H128V106H137L138 105V107H142V105H144V103L142 102V99H143V101H145L146 100V102L148 101L147 99H148V97L145 99V95H143V96H141ZM65 96H66V94H65ZM66 96V97H67ZM115 96H110L109 94H107V97L104 99V101L105 100H107V98H109V100L110 101H112V99H114V101L116 100V99H119V103L121 104V105H123L124 107V109L127 111V112H129V107L128 108H126V105H125V101H124V99L121 97V99H123V100H121L120 99V95H119V97L117 96V97H115ZM145 96V97H144ZM49 99L48 100H51V98H50V93H49ZM56 97V96H55ZM55 97H53V98H55ZM57 97H59V96H57ZM68 97H71V96H68ZM80 97H82L81 95H80ZM100 97V96H99ZM103 97H105V96H101V98H103ZM140 97V98H139ZM141 97H144V98H141ZM47 98V97H46ZM60 98V97H59ZM62 98V97H61ZM72 98H75V97H73L72 96ZM82 99H83V97H82ZM95 99H98V97H96V95L93 97V103H95L96 102V100ZM138 99H139V101H138ZM45 100V99H44ZM47 100V101H48ZM99 100H100V98H99ZM103 100V99H102ZM101 100V101H102ZM128 100V101H129ZM61 101V100H60ZM67 101V100H66ZM79 101V100H78ZM134 103H132V102ZM137 101V102H136ZM143 103H141V102ZM151 102L153 101V100H150ZM52 102V101H51ZM54 102H55V100H54ZM57 102H59V99H58V101ZM73 102L75 103V101L73 100ZM116 102H118V100L116 101ZM45 103L47 104V102L45 101ZM44 103V104H45ZM65 103V102H64ZM70 103L73 105V103H72V101L70 100ZM76 103H77V101H76ZM92 103V102H91ZM102 103H103V101H102ZM111 103V102H110ZM114 103V102H113ZM112 103V104H113ZM137 103V104H136ZM155 103H156V101H155ZM71 104L69 105L68 104V101H67V103H66V105H64V106H62L63 108L66 106V107H69V106H71ZM119 104V105H120ZM132 104V105H131ZM140 104H142V105H140ZM154 104V103H153ZM48 105V104H47ZM51 105V103L49 104V106ZM59 105V104H58ZM69 105V106H68ZM74 105H77V104H74ZM94 105V104H93ZM99 105V104H98ZM102 105V104H101ZM114 105V104H113ZM121 105H120V107H121ZM57 106V105H56ZM60 106V105H59ZM58 106V107H59ZM92 106V105H91ZM100 106V105H99ZM43 107H44V105H43ZM66 107H65V109H66ZM94 107V106H93ZM96 107V106H95ZM102 107V106H101ZM113 107H115V105L113 106ZM117 107V108H116ZM115 108L117 109V111H121V112H125V110L124 111H122V108H121V110H120V107H118V105L116 106ZM131 107V108H132ZM137 107V109H135V111L134 110H132V112L134 111V112H136L139 108ZM47 108V107H46ZM52 108V107H51ZM50 108V109H51ZM49 109V110H50ZM62 109V108H61ZM64 109V110H65ZM102 109V108H101ZM111 109L112 110H114L115 112H116V110L114 109V108H112V106L110 107V108H105L104 107V109H102V112L106 115V113H107V115L108 116H110V119H111V114L109 115L108 113H113V114H115L113 111H111ZM52 110V109H51ZM50 110V111H51ZM92 110H94V109H92L91 108V111H90V115L92 114ZM109 110H110V112H109ZM131 110V109H130ZM141 110V109H140ZM59 111V110H58ZM97 111V110H96ZM105 111V112H104ZM61 112V111H60ZM100 111H98V113H99ZM102 112H100V113H102ZM119 112L117 113V114H119ZM133 112V113H134ZM139 111H137L136 113H138ZM59 113V112H58ZM64 113V112H63ZM131 113V112H130ZM133 113H131V114H133ZM141 113V112H140ZM139 113V116H142V118H145V123H146V126H147V124L149 123V120L148 119H150V118H146V116H144V114H140ZM148 113V112H147ZM55 114V113H54ZM60 114V113H59ZM104 114H103V116H104ZM122 114V113H121ZM135 114V113H134ZM150 115H151V113H149ZM148 114V115H149ZM61 116H62V113L60 114ZM120 115V114H119ZM124 115V114H123ZM123 115H121V116H119V117H121V119L123 120V123L125 124V116H123ZM148 115H147V117H148ZM56 116H58V115H56ZM100 116H101V114H100ZM103 116H101V117H103ZM108 116H106V118L108 117ZM127 116H128V113H127ZM136 117H138V114H136L135 115ZM59 117V116H58ZM84 116H81L80 117V119H81V122L79 121V123H77L76 122V124L77 125H79L80 126V124L82 125V120L84 119L83 118ZM90 117V116H89ZM95 117H97V116H95ZM99 117V116H98ZM100 117V118H101ZM118 117V116H117ZM135 117V118H136ZM149 117H151V116H149ZM78 118H79V116H78ZM90 118H91V120H90ZM90 118H86V120H85V122L86 121H90V123H89V126H87V128L89 127L90 129H89V131H88V133L91 131V127L94 125V129L93 130H95V129H99V133L101 132V130H103V132L102 133H100V134H104V135H110V134H112V133H109L108 134V131H109V129L110 128H112V126H113V124H111L110 125V123L111 122H114L113 120H110L109 121V117L107 118V119H105V120H108L109 122L107 123L109 126H107L106 127V122H104L103 120V122L100 120V124L102 123V125H100V126H96V123L98 122V119L96 120V122H93V120L94 119H92V118H94V116L92 117H90ZM104 118H105V116H104ZM128 117H126V120H129V118L127 119ZM141 117H140V119H141V121L143 120ZM140 119L138 120V121H140ZM131 120V119H130ZM129 120V121H130ZM132 120H133V118H132ZM137 119H135V121L133 120V124H134V122H138V121H136ZM92 121V122H91ZM151 121V120H150ZM117 122H121V120H119V118L117 119V121L115 122L116 124H119V123H117ZM131 122V121H130ZM98 123V124H99ZM104 123V124H103ZM128 123V122H127ZM143 123V122H142ZM41 124V123H40ZM115 124V125H116ZM129 124V123H128ZM128 124H125L126 126L128 125ZM136 124V123H135ZM140 124H141V122H140ZM76 125V126H77ZM104 125V126H103ZM124 125V126H125ZM130 125H132V124H130ZM141 125H143V124H141ZM140 125V126H141ZM111 126V127H110ZM122 126V123L121 124H119V127H117L116 129H114V131L116 130L117 131V129H118V131H119V133H124L125 134V136H127V134H131V131H128L129 133H127V131H126V129L128 128V126H127V128H124V126L123 127H121ZM138 126H139V123H138ZM136 127L137 129H134L135 131L136 130H138V132H139V130L140 129H142V128H139V127ZM82 127V126H81ZM130 127V126H129ZM145 127V126H144ZM77 128H79L80 130L82 129L83 130V127L82 128H80V127H77ZM109 128V129H108ZM133 128H135V127H133ZM139 128V129H138ZM76 129V128H75ZM79 129H76V130H78L79 131ZM101 129V130H100ZM106 129H108V131H105ZM85 130H86V128H85ZM92 130V131H93ZM112 130V129H111ZM127 130H129V129H127ZM130 130H132L133 131V134L134 133H136V132H134V130L132 129V128H130ZM77 131V132H78ZM98 131V130H97ZM96 131V132H97ZM80 132V131H79ZM79 132H78V134H79ZM82 132V131H81ZM95 132V131H94ZM109 132H111V131H109ZM85 133V132H84ZM88 133H86L87 135H88ZM91 133V132H90ZM89 133V134H90ZM98 133V134H99ZM116 133H118V132H116ZM118 133V134H119ZM91 134H93V133H91ZM94 134H96V133H94ZM117 134V135H118ZM79 135H81V133L79 134ZM82 135H84V136H86L85 134H82ZM104 135H102V136H100V137H104ZM114 135V134H113ZM138 135V134H137ZM84 136H79V138L81 137V139L82 138H84ZM99 136V135H98ZM98 136H96V137H98ZM111 136V135H110ZM110 136H107L108 138H110ZM115 136V135H114ZM114 136H111L112 138L114 137ZM121 135H119V136H115L116 138H118V140L117 139H115L116 140V142L114 143V138L112 139V138H110L111 139V141H109V142H112L114 145H115V147H116V149L114 148V150H116L117 151V148H118V146L117 145H120L119 143L117 144V142H120V139H119V137H120ZM132 136V135H131ZM131 136H129L130 138H132ZM100 137H98L101 141H102V138H100ZM121 137H123V136H121ZM120 137V138H121ZM128 137V136H127ZM138 137V136H137ZM97 138V139H98ZM107 138V139H108ZM134 138H136L135 136H133V139ZM104 139H105V141H106V138L104 137ZM104 139H103V141H104ZM132 139V140H133ZM99 140V141H100ZM121 140H123L124 141V139L123 138H121ZM131 140V139H130ZM129 140V141H130ZM123 141H121L120 143H122L121 145H120V147L119 148H121V146H122V148L120 149V150H124L125 151V146H126V140L123 142ZM78 142H81V141H79L78 140ZM77 142V144H79ZM128 142V141H127ZM99 143V142H98ZM102 143V142H101ZM106 143H107V141H106ZM105 142H104V147L106 148V145L107 144H109V143H107L106 144ZM112 143H110L109 145H111L112 146ZM127 144H129V142L127 143ZM109 145H107V148H109L110 149V146ZM113 145V146H114ZM65 146V145H64ZM99 146V145H98ZM102 146V145H101ZM101 146H99V148H101ZM109 146V147H108ZM129 146V145H128ZM127 147V146H126ZM128 148H130V147H127L126 148V150L128 149ZM108 149V150H109ZM106 151H108L107 149H105ZM111 150H112V148H111ZM111 150H109V151H111ZM113 150V151H114ZM102 151V150H101ZM100 151V149H99V153H102ZM105 151V152H106ZM103 153H104V150H103ZM122 153V154H121ZM120 154L123 156V152H121ZM106 154V153H105ZM102 155H104V154H102ZM107 155V154H106ZM105 155V156H106ZM118 155H119V149H118ZM121 155H119V156H121ZM101 156V155H100ZM104 156V157H105ZM122 156L121 157H119V158H122ZM117 157V156H116ZM129 159V158H128ZM127 160V159H126ZM125 160V163L126 162H128L129 161V163L131 164V163H133L134 162V160H136L135 158H133V162L132 161H130V159L129 160H127L126 161ZM119 161H121L120 159H119ZM137 162V161H136ZM135 162V163H136ZM129 163H127L126 164V167H127V165H129ZM26 166H27V164H26ZM125 166V165H124ZM28 167V166H27ZM26 167V168H27ZM30 168H31V166H29ZM126 167H124V169L126 168ZM129 167V166H128ZM130 168V167H129ZM28 169V168H27ZM122 168H120L119 170H121ZM31 170V169H30ZM38 170V169H37ZM130 170V169H129ZM41 171V170H40ZM40 171H39V173H40ZM122 171V170H121ZM127 171V170H126ZM38 173V174H39ZM40 175V174H39Z\"/></svg>",
    "mask_w": 264,
    "mask_h": 264
}]
</instances>
